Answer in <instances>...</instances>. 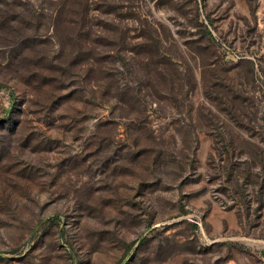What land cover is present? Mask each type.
I'll return each instance as SVG.
<instances>
[{"label": "rangeland", "instance_id": "1", "mask_svg": "<svg viewBox=\"0 0 264 264\" xmlns=\"http://www.w3.org/2000/svg\"><path fill=\"white\" fill-rule=\"evenodd\" d=\"M0 264H264V0H0Z\"/></svg>", "mask_w": 264, "mask_h": 264}]
</instances>
